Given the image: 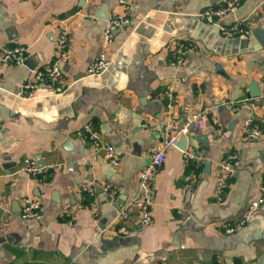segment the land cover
<instances>
[{"label":"crops","instance_id":"obj_1","mask_svg":"<svg viewBox=\"0 0 264 264\" xmlns=\"http://www.w3.org/2000/svg\"><path fill=\"white\" fill-rule=\"evenodd\" d=\"M127 1L132 23L114 30L108 68L89 75L106 19L122 10L116 0H0V47L27 48L22 63H0V264H259L264 201L242 227L221 226L264 197V0H244L213 23L198 13L225 0ZM235 23L248 30L242 47L219 30ZM61 24L68 29L65 87L56 92L40 83L32 96L17 95L35 69L53 60ZM178 39L197 49L177 67L169 57ZM166 84L177 94L175 105L152 100ZM242 98L236 111L221 103ZM210 103L217 104V123L165 153L150 223L135 207L118 221L165 124ZM247 119L260 123V137L243 132ZM87 125L119 152L117 166L85 137ZM231 151L238 165L219 193L218 163ZM28 158L45 167L44 179L21 170ZM106 182L116 189L114 199ZM25 195L40 199V219L20 217ZM67 207L74 208L71 221L58 216ZM122 223L128 231L114 233Z\"/></svg>","mask_w":264,"mask_h":264},{"label":"built area","instance_id":"obj_2","mask_svg":"<svg viewBox=\"0 0 264 264\" xmlns=\"http://www.w3.org/2000/svg\"><path fill=\"white\" fill-rule=\"evenodd\" d=\"M84 1L88 3L90 0ZM243 1L244 0H225L222 5L209 6L202 9L198 13V16L204 22L213 23L217 18L236 10ZM116 4L122 7V10L112 11L110 16L106 19V24L101 35V51L86 69V73L89 75L101 73L108 68L110 60L106 55V48L113 41L114 30L125 28L132 23L129 16V2L127 0H116ZM219 30L222 35L227 38H244L248 34V30L238 23L230 26L220 25ZM196 49V46L189 39H178L170 49V64L177 67L182 65L185 62L187 55L195 52ZM54 50L55 56L53 60L42 67L35 69L32 77L22 83L20 89L17 91V95L25 97L32 96L34 90L40 83H49L53 85V90L56 92L63 90L65 86L61 64L69 57L68 29L64 24H61V29L54 42ZM26 51L27 48L23 45L0 47V63L3 65L20 64L24 61ZM152 100L159 103H165L169 106L175 105L178 101L177 94L171 84H166L161 90L155 92V94L152 95ZM246 100L247 98H242L231 101L227 100L221 103L230 111H236L246 102ZM216 105V103L205 104L200 108L187 112L181 120L171 121L165 124L159 142L150 151L146 163L137 173V194L134 199L128 201L119 210L116 216L118 221L127 220L130 216L131 208L135 207L140 221L143 224L150 223L151 209L155 201V179L163 164L165 153L169 149L177 147L178 140L182 135H187L195 130H201L205 128L209 122L213 124L217 123V118L212 114L213 108ZM242 130L246 135L254 137H260L262 134L260 123L255 120H245ZM85 137L104 151L105 159H107L111 165L117 166L119 164V152L114 149L110 142L104 141L100 134L89 125L85 126ZM183 153L187 158H193L195 156L192 150H184ZM237 165L238 156L235 151L228 152L225 157L219 161L215 181V189L217 192L223 193L227 189ZM21 170L31 176H37L40 179H44L46 169L36 159L28 158L24 160V165L21 167ZM103 187L109 199H114L116 195L115 187L109 182H106ZM263 201L264 197L252 199L248 205L245 206L241 215L237 219L224 222L221 229L225 232H233L239 227H242L253 217L255 211ZM73 213L74 208L67 207L62 209L58 216L65 221H71ZM93 215H96L95 207L93 208ZM41 216L40 199L33 195H25L20 207V217L23 219H40ZM106 228V226L101 228V231L105 232ZM127 231L128 228L124 223L113 229V232L117 234H124Z\"/></svg>","mask_w":264,"mask_h":264},{"label":"water","instance_id":"obj_3","mask_svg":"<svg viewBox=\"0 0 264 264\" xmlns=\"http://www.w3.org/2000/svg\"><path fill=\"white\" fill-rule=\"evenodd\" d=\"M236 39H238V41H240V45L241 47L244 46V43L247 41V38H240V37H235ZM186 137V135H182L179 140L177 145H179L180 141L183 140ZM259 264H263V257L259 259Z\"/></svg>","mask_w":264,"mask_h":264}]
</instances>
